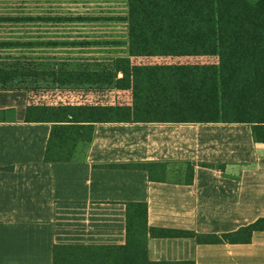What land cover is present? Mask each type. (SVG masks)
Returning a JSON list of instances; mask_svg holds the SVG:
<instances>
[{"label":"crops","instance_id":"crops-1","mask_svg":"<svg viewBox=\"0 0 264 264\" xmlns=\"http://www.w3.org/2000/svg\"><path fill=\"white\" fill-rule=\"evenodd\" d=\"M68 25L92 31L58 36ZM128 25L129 0H0V72L22 68L27 58L43 71L120 77L119 59L142 57L130 55ZM56 47L81 57L50 59L48 49ZM132 103L133 96L124 105ZM29 105L24 89L0 87V264H54L56 245L133 246L129 203H146L148 227L175 232L149 234L150 261L264 264V228L248 241L195 236L242 233L258 219L234 226L226 203L233 166L240 165L242 179L264 167V142L248 124L98 122L72 160L47 161L52 124L28 121Z\"/></svg>","mask_w":264,"mask_h":264},{"label":"trees","instance_id":"trees-1","mask_svg":"<svg viewBox=\"0 0 264 264\" xmlns=\"http://www.w3.org/2000/svg\"><path fill=\"white\" fill-rule=\"evenodd\" d=\"M128 27L132 56L215 55L219 61L132 64L121 58L116 64L120 77L116 72H58L62 83L80 82L73 73H116V86L132 89L133 103L29 105L28 121L52 124L47 161L72 160L77 144L92 140L98 122L244 123L256 141L264 142V0H129ZM146 213V203L128 204V242L133 246L56 245L54 264H195L148 260L149 234L175 232L148 227ZM259 228L264 223L256 221L245 230ZM250 233L241 239L236 232L195 236L201 242L248 241Z\"/></svg>","mask_w":264,"mask_h":264},{"label":"rangeland","instance_id":"rangeland-1","mask_svg":"<svg viewBox=\"0 0 264 264\" xmlns=\"http://www.w3.org/2000/svg\"><path fill=\"white\" fill-rule=\"evenodd\" d=\"M250 1L256 2L257 0ZM79 26L80 25H68L67 28L61 29V32L57 35H67L72 37L78 34V31H92V28L89 27L90 25H88V28H84V25L83 28H76ZM29 29L33 31L32 26ZM29 29H26V31H29ZM58 42H60V40ZM48 50L50 59H55L56 61L63 59H77L78 57H81L80 54H74L76 51H79L77 49L67 50L64 47H56ZM82 57H84V55H82ZM11 60L12 59H10L9 67L13 66V62H11ZM218 61L219 58L215 55L142 56L134 58L132 60V64L218 63ZM25 63L26 64L24 66H21L22 68L10 69V71L0 72V87H18L24 89L28 95L30 105H84V102H87L91 105H124L125 103H129L132 100V89H120L116 86V73H101L100 75L94 76L73 73L72 75L74 79L79 80L80 82L62 83L59 82L57 78V76H59L57 72L43 71L40 70L41 66L27 64V58ZM120 64L121 66L124 65V63ZM58 66H61V64ZM61 78L64 77L62 76ZM90 78L106 80L108 82L97 83V85H88L84 81ZM34 116H38V113L34 114ZM248 126L251 128L250 125ZM232 169L233 170L229 173V175L234 178V184L229 185L230 191H232V199L227 200L226 203L228 207L233 208L235 213V215L232 217L234 219L233 225L236 226L240 224L241 218H243V222H246V219L253 221L254 219L258 218L257 221H259V223H264V217H261L264 216V167L261 169L262 171L259 172L260 174L253 173L252 175L251 173H246V175L250 176H246V178L243 177V179L240 178L241 167L239 164L237 167L233 166ZM239 180H243V182L246 183L243 185V190L242 184L239 182ZM242 192L244 193L243 199H241ZM246 193H248V198L245 196ZM242 209L244 211H248V216H241L240 213ZM240 231L236 232L237 234L235 235V238H245L250 233L248 229H243L242 233ZM258 237H261V235L257 236V238ZM251 248L252 247H250V251L252 250ZM259 250L260 252L258 255L264 258V248ZM254 251H256V248H254Z\"/></svg>","mask_w":264,"mask_h":264}]
</instances>
